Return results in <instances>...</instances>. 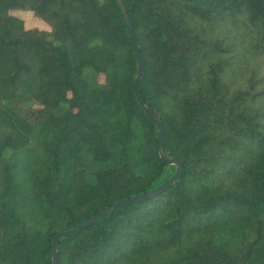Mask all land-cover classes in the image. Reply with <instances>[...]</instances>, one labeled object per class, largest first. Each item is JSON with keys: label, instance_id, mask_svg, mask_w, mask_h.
<instances>
[{"label": "trees", "instance_id": "1", "mask_svg": "<svg viewBox=\"0 0 264 264\" xmlns=\"http://www.w3.org/2000/svg\"><path fill=\"white\" fill-rule=\"evenodd\" d=\"M124 2L183 172L58 264H264V0ZM137 71L117 0H0V264H52L175 173Z\"/></svg>", "mask_w": 264, "mask_h": 264}, {"label": "water", "instance_id": "2", "mask_svg": "<svg viewBox=\"0 0 264 264\" xmlns=\"http://www.w3.org/2000/svg\"><path fill=\"white\" fill-rule=\"evenodd\" d=\"M117 3H118V6L120 8V12H121L123 20L125 22L126 28L128 30V34H129L130 40L132 42L134 52H135V56L137 59L138 71H137V75H136L134 83H133L134 93L137 97L139 104L147 112L151 121L158 127V132H157L156 142H155L156 157L160 162H163L165 164L175 165L176 171L165 183L161 184L157 188L150 190L148 192L136 195V196H132L128 199L119 201V202L115 203L113 206L108 207V208L98 212L97 214L90 217L88 220L76 225L75 227L68 229L66 231H60V232L56 233L51 240L52 264H58V244L62 239L68 238V237H71V236L77 234L83 228L90 226L91 224L98 221L102 217H104L110 213H113V212L117 211L118 209H120L124 206H127L131 203L143 200V199H145L149 196H152L155 193L169 187L172 183H174L175 181H177L181 177L182 172H183V164H182L180 159H178V158H166L164 156V154L162 153V138H163L165 127H164L163 122L155 115L154 110L151 108L149 103L144 99V97L140 91L139 84H140V81L144 75V61H143V57L141 54V48H140L139 43L137 41V38H136V35L134 32V28H133V25H132L130 16L128 14L124 0H117Z\"/></svg>", "mask_w": 264, "mask_h": 264}, {"label": "rangeland", "instance_id": "3", "mask_svg": "<svg viewBox=\"0 0 264 264\" xmlns=\"http://www.w3.org/2000/svg\"><path fill=\"white\" fill-rule=\"evenodd\" d=\"M17 14L25 20L26 25L28 27H33V26H38V25L42 26L40 23V20L37 19L35 16H33V14H31L30 12L20 11V12H17Z\"/></svg>", "mask_w": 264, "mask_h": 264}]
</instances>
